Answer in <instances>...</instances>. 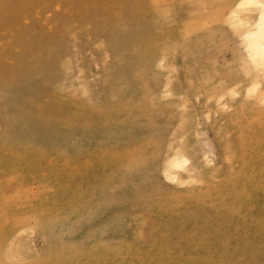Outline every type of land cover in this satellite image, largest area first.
Segmentation results:
<instances>
[{
	"label": "rangeland",
	"instance_id": "1",
	"mask_svg": "<svg viewBox=\"0 0 264 264\" xmlns=\"http://www.w3.org/2000/svg\"><path fill=\"white\" fill-rule=\"evenodd\" d=\"M256 3L0 0V264H264Z\"/></svg>",
	"mask_w": 264,
	"mask_h": 264
},
{
	"label": "bare ground",
	"instance_id": "2",
	"mask_svg": "<svg viewBox=\"0 0 264 264\" xmlns=\"http://www.w3.org/2000/svg\"><path fill=\"white\" fill-rule=\"evenodd\" d=\"M249 4L256 3L255 0H246ZM245 2V1H244ZM246 3V2H245ZM159 5V4H158ZM258 6L259 16L256 22H253L252 28L250 27V30L244 33V43L247 47V52L249 53L250 57L254 61H260L264 59V0H258L255 4ZM159 8V7H158ZM238 15L237 12H235L236 17ZM239 16V15H238ZM238 18V17H237ZM140 22V21H139ZM255 23V24H254ZM140 24V23H139ZM149 24V23H147ZM245 28V27H244ZM249 29V28H248ZM143 32V31H142ZM167 40V39H166ZM142 42V41H141ZM140 52V51H139ZM264 61V60H263ZM261 62V65L263 63ZM259 64V63H258ZM257 64V65H258ZM260 65V66H261ZM154 67V66H153ZM117 74V73H116ZM115 87V86H114ZM62 92V91H61ZM72 120V119H71ZM87 123V122H86ZM184 123V122H183ZM140 141V140H139ZM118 163V162H117ZM175 163V162H173ZM184 164V163H183ZM180 167V166H179ZM183 168V167H182ZM226 175V174H225ZM215 184V183H214ZM211 185V184H210ZM201 190V189H200ZM198 200V199H197ZM262 200V199H261ZM207 201V200H206ZM164 205V204H163ZM155 207V206H154ZM213 213V212H212ZM225 214V213H224ZM160 216V215H159ZM170 216V215H169ZM173 216V215H172ZM181 217V216H180ZM216 218V217H215ZM167 222V221H166ZM235 222V221H234ZM173 223V222H172ZM213 223V222H212ZM237 223V222H235ZM177 224V223H176ZM174 225V224H173ZM248 226V225H247ZM244 227V226H243ZM179 228V225H178ZM249 228V227H248ZM202 230V229H201ZM174 232V231H173ZM200 232V231H199ZM175 234V233H174ZM222 234V233H221ZM250 235V234H249ZM254 238V237H253ZM176 239V238H175ZM187 240V239H186ZM207 245V244H206ZM193 246V245H192ZM230 247V246H229ZM199 248V247H198ZM222 248V247H221ZM229 250V249H228ZM203 251V250H202ZM206 252V251H205ZM199 261V260H198ZM203 261V259H202ZM218 261V260H217ZM198 263V262H197Z\"/></svg>",
	"mask_w": 264,
	"mask_h": 264
}]
</instances>
